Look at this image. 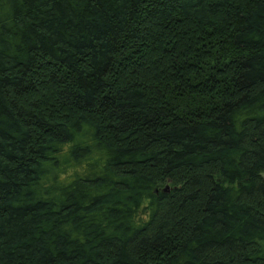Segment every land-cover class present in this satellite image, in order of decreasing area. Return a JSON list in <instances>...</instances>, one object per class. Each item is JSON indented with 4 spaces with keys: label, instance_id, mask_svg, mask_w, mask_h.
<instances>
[{
    "label": "trees",
    "instance_id": "16d2710c",
    "mask_svg": "<svg viewBox=\"0 0 264 264\" xmlns=\"http://www.w3.org/2000/svg\"><path fill=\"white\" fill-rule=\"evenodd\" d=\"M0 264H264V0H0Z\"/></svg>",
    "mask_w": 264,
    "mask_h": 264
}]
</instances>
